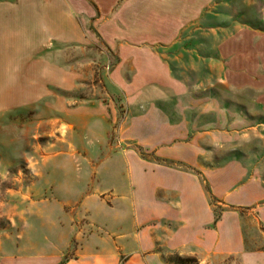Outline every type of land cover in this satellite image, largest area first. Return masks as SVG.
<instances>
[{"label": "rangeland", "instance_id": "obj_1", "mask_svg": "<svg viewBox=\"0 0 264 264\" xmlns=\"http://www.w3.org/2000/svg\"><path fill=\"white\" fill-rule=\"evenodd\" d=\"M51 7L81 40L0 71V262L264 264V0H0Z\"/></svg>", "mask_w": 264, "mask_h": 264}, {"label": "crops", "instance_id": "obj_2", "mask_svg": "<svg viewBox=\"0 0 264 264\" xmlns=\"http://www.w3.org/2000/svg\"><path fill=\"white\" fill-rule=\"evenodd\" d=\"M98 2V0H95ZM15 11L19 12L20 16H28L31 13V9H7L0 8V71L7 72L14 70H10L9 63L7 61L6 55H9V40L10 38L16 37L14 32H19L17 41H29L24 43H30V47L40 48L42 40L45 41L46 46H48L51 39L62 40L65 42H77L81 40V33L79 27L72 16L73 12L68 11L63 7H51L46 9H35L34 16L37 17V21L34 24H25V18L19 23L15 24L11 18V16L15 15ZM66 13V14H64ZM47 16V18L42 21L38 18V16ZM263 16H264V7H263ZM14 40V39H13ZM15 41V40H14ZM17 44V48H13L11 56H18L19 49L21 48V44ZM29 47V48H30ZM28 48V49H29ZM9 62V63H8ZM14 63V61H11ZM10 63V64H12ZM15 66L18 68V63H15ZM46 68V67H45ZM36 75V74H35ZM38 78V77H37ZM53 84H58L57 79L54 77L53 80L50 79ZM50 81V82H51ZM5 83H2V87L0 89H5ZM200 174V173H199ZM209 182L211 186L209 191L210 196L214 198L217 197V188L214 185L213 181L209 177ZM243 190L245 192V196L243 198L246 202L254 201L258 198L256 197V189L249 184L243 185ZM218 219V218H217ZM214 218L213 224L218 225V221ZM180 236V235H179ZM179 239V238H178ZM109 253V254H108ZM111 252H107L105 250L96 251L92 253L83 252L77 257L70 259L65 262H61V258L57 256L49 257V258H30V257H17V258H9L2 260L0 264H119V257L116 254H110Z\"/></svg>", "mask_w": 264, "mask_h": 264}, {"label": "trees", "instance_id": "obj_3", "mask_svg": "<svg viewBox=\"0 0 264 264\" xmlns=\"http://www.w3.org/2000/svg\"><path fill=\"white\" fill-rule=\"evenodd\" d=\"M218 220V219H217Z\"/></svg>", "mask_w": 264, "mask_h": 264}]
</instances>
